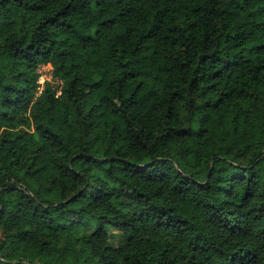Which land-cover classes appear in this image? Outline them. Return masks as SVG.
Returning <instances> with one entry per match:
<instances>
[{
	"label": "trees",
	"instance_id": "16d2710c",
	"mask_svg": "<svg viewBox=\"0 0 264 264\" xmlns=\"http://www.w3.org/2000/svg\"><path fill=\"white\" fill-rule=\"evenodd\" d=\"M0 264H264V0H0Z\"/></svg>",
	"mask_w": 264,
	"mask_h": 264
},
{
	"label": "built area",
	"instance_id": "2783aa9c",
	"mask_svg": "<svg viewBox=\"0 0 264 264\" xmlns=\"http://www.w3.org/2000/svg\"><path fill=\"white\" fill-rule=\"evenodd\" d=\"M38 77V87L36 90V94H40L45 87L46 83H50L53 89L57 90V93H60V88L62 82L58 80H53L51 69L45 64H39L37 66Z\"/></svg>",
	"mask_w": 264,
	"mask_h": 264
},
{
	"label": "rangeland",
	"instance_id": "374dc122",
	"mask_svg": "<svg viewBox=\"0 0 264 264\" xmlns=\"http://www.w3.org/2000/svg\"><path fill=\"white\" fill-rule=\"evenodd\" d=\"M109 240L112 245L117 246L124 242L125 236L122 232L111 227V229L109 230Z\"/></svg>",
	"mask_w": 264,
	"mask_h": 264
}]
</instances>
